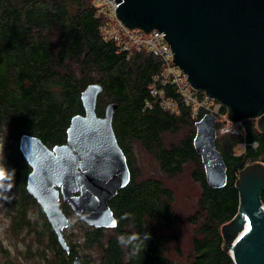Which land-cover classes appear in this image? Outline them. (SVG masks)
I'll return each instance as SVG.
<instances>
[{"label":"trees","instance_id":"trees-1","mask_svg":"<svg viewBox=\"0 0 264 264\" xmlns=\"http://www.w3.org/2000/svg\"><path fill=\"white\" fill-rule=\"evenodd\" d=\"M103 18L93 0H0V168L5 169L0 211L8 209L13 236L26 245L24 257L33 264H73L77 256L86 264H179L177 255L183 256V249L175 232L173 183L188 171L200 186L188 216L193 226L189 264H235L225 249L223 227L241 214L240 172L264 163V131L257 120L246 118L238 131L217 134L228 180L224 187H211L193 141L195 122L205 114L194 119L187 105L181 115L158 105L147 107L152 99L149 86L162 61L153 52L127 54L114 41H105L100 32ZM95 83L102 86L98 115L104 116L110 104L116 106L113 127L131 180L109 202L118 220L114 228L89 226L61 199L69 217L63 230L66 240V230L77 222V238L67 241L68 252L26 189L31 167L19 140L30 134L49 147L66 143L72 118L84 114L82 92ZM168 94L175 92L168 88ZM223 113L228 115L226 106ZM241 143L247 145L238 155ZM136 149L149 155L158 170L140 171ZM261 200L264 204V189ZM9 252L0 243L3 264H10Z\"/></svg>","mask_w":264,"mask_h":264},{"label":"water","instance_id":"water-1","mask_svg":"<svg viewBox=\"0 0 264 264\" xmlns=\"http://www.w3.org/2000/svg\"><path fill=\"white\" fill-rule=\"evenodd\" d=\"M117 15L130 29H158L170 44L175 63L190 84L226 106L232 124L255 119L264 131V0H114ZM102 86H87L84 114L75 115L64 144L47 146L23 134L19 149L31 167L26 189L43 208L62 247L69 217L61 199L89 226L114 228L110 200L131 180L127 156L113 127L116 109L97 112ZM217 116L195 122L194 147L208 184L227 183V166L216 146ZM241 214L223 227L225 249L235 264H264V163L239 174ZM73 264H86L77 256Z\"/></svg>","mask_w":264,"mask_h":264},{"label":"built area","instance_id":"built-area-1","mask_svg":"<svg viewBox=\"0 0 264 264\" xmlns=\"http://www.w3.org/2000/svg\"><path fill=\"white\" fill-rule=\"evenodd\" d=\"M93 3L97 14L104 17L100 32L105 41H114L118 50L127 54L134 50H145L157 54L161 59L162 70L153 76L149 86L152 99L147 102V107L158 105L166 111L181 115L183 106L187 105L194 119H197L202 112L215 115L218 120L228 118V115L223 113L224 105L220 101L207 96L190 84L187 75L175 63L174 52L165 39V34L158 29L147 33L139 28H128L119 19L114 0H93ZM168 88L174 90V96L168 94ZM246 145L241 143L242 153Z\"/></svg>","mask_w":264,"mask_h":264},{"label":"rangeland","instance_id":"rangeland-1","mask_svg":"<svg viewBox=\"0 0 264 264\" xmlns=\"http://www.w3.org/2000/svg\"><path fill=\"white\" fill-rule=\"evenodd\" d=\"M217 122L219 125L217 128V134L221 137H224L228 133L238 131L241 126L240 123L232 124L228 118L219 119ZM168 139L171 140V138ZM236 153H242V149L237 147ZM135 155L137 157V164L140 171L146 173L158 170V164L149 155L142 152V150L136 149ZM173 184L177 191L176 209L178 213V221L175 227V232L180 235L179 244L183 249V256L179 257L176 253L175 254L177 255V259L180 260L179 264H189L187 255L192 251L191 242L193 237V226L188 222V216L196 207V201L200 194V186L193 181L190 176V172L188 171H186L178 180H175V183ZM9 221L10 214H8V209L4 207L0 211V243L10 251L9 257L6 260H9L10 258V264H30L31 261L33 264L34 261L32 258L26 259L24 257L23 254L26 250V245L22 242H18V240L13 236V231L9 227ZM76 225L77 222L74 226ZM73 227L66 230V238L68 237L66 241L71 240L72 238H77L75 235H77L78 232L77 230H74L73 232ZM27 240L29 241V238H27ZM3 256L4 255L0 254V264H3ZM36 263L38 264L39 262Z\"/></svg>","mask_w":264,"mask_h":264},{"label":"clouds","instance_id":"clouds-1","mask_svg":"<svg viewBox=\"0 0 264 264\" xmlns=\"http://www.w3.org/2000/svg\"><path fill=\"white\" fill-rule=\"evenodd\" d=\"M5 178V169L0 168V180H3Z\"/></svg>","mask_w":264,"mask_h":264}]
</instances>
